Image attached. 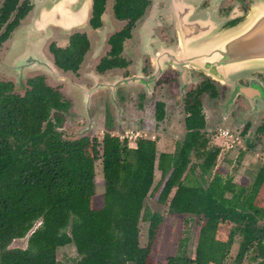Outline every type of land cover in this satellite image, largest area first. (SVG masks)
Returning <instances> with one entry per match:
<instances>
[{
  "label": "trees",
  "instance_id": "obj_1",
  "mask_svg": "<svg viewBox=\"0 0 264 264\" xmlns=\"http://www.w3.org/2000/svg\"><path fill=\"white\" fill-rule=\"evenodd\" d=\"M30 84L22 97L0 90V264H58L57 250L71 244L76 264H153L163 217L144 206L148 196L169 215L199 219L194 257L186 234L166 264H225L237 236L236 262L252 252L254 264H264V168L251 184L245 177L233 183L224 168L206 180L220 149L208 147L201 133L200 104L185 106L186 134L175 151L157 154L156 142L145 138L135 148L109 133L100 145L66 138L61 111L67 105L41 83ZM163 117L158 105L155 119ZM192 155L200 172L194 184L186 183ZM99 160L104 190L96 195ZM155 170L160 179L153 185ZM141 220L148 223L145 247ZM29 233L25 249L10 248Z\"/></svg>",
  "mask_w": 264,
  "mask_h": 264
},
{
  "label": "flooded vegetation",
  "instance_id": "obj_2",
  "mask_svg": "<svg viewBox=\"0 0 264 264\" xmlns=\"http://www.w3.org/2000/svg\"><path fill=\"white\" fill-rule=\"evenodd\" d=\"M254 4V0H0V90L22 97L30 83H41L67 105L61 111L65 121L78 115L86 123L74 138L89 137L101 119L107 129L139 124L138 114L147 105H152L155 121V109L163 105L159 124L165 121L167 106L186 115L185 106L195 103L201 108L205 103L216 114L218 107L229 118L241 120L247 102L252 110L264 102V77L258 73L248 77L246 63H229L224 55ZM36 22L33 31L26 32ZM29 64L52 68L56 78L72 83V89L40 70L27 74L18 86L11 74ZM76 102L81 110L75 109ZM246 120L242 131L254 124L253 119ZM91 124L95 127L89 130Z\"/></svg>",
  "mask_w": 264,
  "mask_h": 264
},
{
  "label": "rangeland",
  "instance_id": "obj_3",
  "mask_svg": "<svg viewBox=\"0 0 264 264\" xmlns=\"http://www.w3.org/2000/svg\"><path fill=\"white\" fill-rule=\"evenodd\" d=\"M16 59L18 60L19 57L15 58V60ZM46 62L45 65L47 64L48 66L50 63L48 64ZM31 66H34V64H29V66L25 68H17L18 73L11 74L17 78L18 86L22 84V80L26 79L27 74L40 70L46 75L51 76L55 81H65L68 89H72V83L65 79L60 80V78H56L53 75L52 68H30ZM5 73L9 72L6 71ZM227 99L226 95L223 100L221 99L220 104L226 102ZM246 104L248 106L247 111L242 115L241 120H237L234 116V118H229L223 110L220 112L218 107V114L212 112V110L204 103L202 111L205 118V127L201 130V133L204 134L205 138L208 140V147H217L220 149L219 155L216 159V165L210 175L205 177L206 180L209 181L218 168H224L227 170L228 175L232 177L233 183L238 184L241 179L245 177L249 180V184H251L258 171L261 168H264V109L259 110L257 108L252 110L248 103ZM74 107L76 110H81L79 102H76ZM233 109L234 108L231 107L232 112ZM153 113L154 110L152 105H147L141 113L138 114L139 117L141 116L139 124H127L121 126V128L111 127L107 129L103 127L104 121L101 119L97 121L98 127L90 133L88 138L91 141H95L97 145H100L104 133H109L122 141H126L128 146L136 144V140L139 138L151 139L156 142V150L158 154L161 152L173 153L176 146L183 141L186 134V129L183 123L186 115L182 114L181 111L177 112L173 110V107L170 108L167 106L165 108V121L159 124L154 120ZM144 117L150 119V121H144ZM245 118L253 119L254 124L242 131L243 124L247 122ZM107 124L108 119L105 122L106 126ZM85 125L86 123L80 118V116L70 115L64 122L62 131L66 138H74L77 131H84ZM82 126H84L83 129H81ZM94 127V125H89L88 129L90 130V128L92 129ZM261 128H263L261 131H257V129ZM257 137L262 139L259 138L260 140H257ZM198 163L199 160L192 155L189 167L193 168L194 171H188L186 173V176L188 177L186 183H199L200 172L199 169L195 167ZM225 175L226 174L223 176L226 177ZM159 179L160 173L155 170L153 185H155ZM94 181L96 195L102 194L104 190V182L100 160L95 163ZM95 203L96 205H99V197L95 200ZM144 206L148 207L152 212L159 213L163 217V222L160 226V231L153 247V264H166L167 258L175 254L179 238L186 234L189 237L187 253L193 258L200 229L199 219L187 215H169L167 206L159 204L153 197L149 196L145 199ZM39 224L40 222H37L33 230L36 229ZM259 224L262 225L263 222H260ZM139 232L140 245L145 247L147 244L148 232V223L145 220L139 222ZM29 235L30 233L23 239L13 241L10 248L25 249ZM240 241L241 237L237 236L230 249L225 264H254L251 260L253 256L252 252L248 253L241 263L236 262ZM77 259V253L72 244L57 250L58 264H76Z\"/></svg>",
  "mask_w": 264,
  "mask_h": 264
},
{
  "label": "water",
  "instance_id": "obj_4",
  "mask_svg": "<svg viewBox=\"0 0 264 264\" xmlns=\"http://www.w3.org/2000/svg\"><path fill=\"white\" fill-rule=\"evenodd\" d=\"M254 1L255 4L252 6L247 21L242 26V33H238L237 37L229 42L227 45L229 53H226L224 56L229 63H246L249 67L247 68L248 77L253 73L261 74L264 77V0ZM37 22L31 25L26 32H32L34 27L38 25ZM207 74L215 79H219L214 74L209 72ZM216 74H219V72L216 71ZM253 80L256 79L254 78ZM253 80L248 79V82L251 83ZM241 93L246 95V91ZM248 105L251 107L250 103H248ZM80 107H82V105H80ZM257 108L259 110L264 109V102Z\"/></svg>",
  "mask_w": 264,
  "mask_h": 264
},
{
  "label": "crops",
  "instance_id": "obj_5",
  "mask_svg": "<svg viewBox=\"0 0 264 264\" xmlns=\"http://www.w3.org/2000/svg\"><path fill=\"white\" fill-rule=\"evenodd\" d=\"M185 127V126H184ZM151 140V139H150ZM155 141V140H154ZM130 148H135L136 147V144H134L133 146H129ZM161 153H163V152H161ZM164 153H166V152H164ZM158 154V153H157ZM160 154V153H159ZM158 171V170H157ZM159 172V171H158ZM160 173V172H159Z\"/></svg>",
  "mask_w": 264,
  "mask_h": 264
}]
</instances>
